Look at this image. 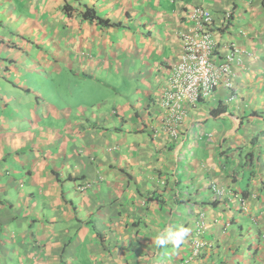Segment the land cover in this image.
<instances>
[{
	"label": "crops",
	"instance_id": "crops-1",
	"mask_svg": "<svg viewBox=\"0 0 264 264\" xmlns=\"http://www.w3.org/2000/svg\"><path fill=\"white\" fill-rule=\"evenodd\" d=\"M194 8L231 86L173 136ZM0 264H264V0H0Z\"/></svg>",
	"mask_w": 264,
	"mask_h": 264
},
{
	"label": "built area",
	"instance_id": "built-area-1",
	"mask_svg": "<svg viewBox=\"0 0 264 264\" xmlns=\"http://www.w3.org/2000/svg\"><path fill=\"white\" fill-rule=\"evenodd\" d=\"M190 20L193 30L183 36L182 52L172 67L169 87L160 100L167 115V130L173 136L186 116V107L210 98L220 84L230 88V63L236 52L232 49L220 63L215 64L212 61L215 41L208 30L211 14L205 9L194 8ZM203 246L202 241L195 239L192 257L199 256Z\"/></svg>",
	"mask_w": 264,
	"mask_h": 264
},
{
	"label": "clouds",
	"instance_id": "clouds-1",
	"mask_svg": "<svg viewBox=\"0 0 264 264\" xmlns=\"http://www.w3.org/2000/svg\"><path fill=\"white\" fill-rule=\"evenodd\" d=\"M188 235V229L180 228L178 230H167L164 233L158 235L154 243L157 246L164 247L168 244H172L175 247H179L182 243H184L186 236Z\"/></svg>",
	"mask_w": 264,
	"mask_h": 264
},
{
	"label": "trees",
	"instance_id": "trees-1",
	"mask_svg": "<svg viewBox=\"0 0 264 264\" xmlns=\"http://www.w3.org/2000/svg\"><path fill=\"white\" fill-rule=\"evenodd\" d=\"M84 16L89 17V18H91V19H98V18L95 16V13H94L91 9H89V8L86 9V11H85V13H84ZM99 22H100V23H105L106 21H102L101 19H99Z\"/></svg>",
	"mask_w": 264,
	"mask_h": 264
}]
</instances>
